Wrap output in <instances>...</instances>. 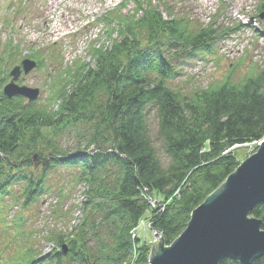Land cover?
I'll return each mask as SVG.
<instances>
[{
    "label": "trees",
    "instance_id": "trees-1",
    "mask_svg": "<svg viewBox=\"0 0 264 264\" xmlns=\"http://www.w3.org/2000/svg\"><path fill=\"white\" fill-rule=\"evenodd\" d=\"M133 1L143 9L141 0ZM260 12L264 13V4ZM164 16L151 4L144 9L142 22L148 26L151 44L145 48L127 20L114 16L107 39L92 47V62L66 68L55 86L50 84L52 94L43 104L0 96L1 196L17 181L29 185L26 203L44 194L34 174L14 173L18 166L12 157L18 155L30 132L41 135L77 121L94 126V136L84 150L76 154L56 151L52 156L53 165L80 171L81 182L89 186L84 212H90L79 228L56 239L59 247L68 244L69 253L56 251L54 258L45 257L48 264H63L66 258L77 264H131L134 245L135 264H149V246L131 236L145 213L152 212L155 229L170 246L186 229L192 212L240 166L243 158L237 148L264 139V73L247 78L240 86L227 82L212 86L192 98H182L167 85L179 75L175 59L192 58L201 51L212 53L219 39L243 24L226 33L213 25L215 20L192 30L188 22ZM34 57L44 58L37 52ZM100 91L108 99L95 109L94 97ZM150 105H155L159 115L158 135L170 158L167 168L149 134L146 109ZM92 146L94 151L87 153ZM7 167L10 170L2 180ZM150 195L165 207L154 210ZM251 216L262 221L264 230V205H258ZM7 252H12L9 243L0 251V264L3 260L46 264L34 259L27 262L21 250ZM221 264L239 263L226 258ZM252 264H264V256Z\"/></svg>",
    "mask_w": 264,
    "mask_h": 264
},
{
    "label": "rangeland",
    "instance_id": "rangeland-1",
    "mask_svg": "<svg viewBox=\"0 0 264 264\" xmlns=\"http://www.w3.org/2000/svg\"><path fill=\"white\" fill-rule=\"evenodd\" d=\"M141 1L143 9H139L133 1L126 2L125 8L120 9L118 5L121 0H0V41L5 44L12 40L14 45L19 44L20 52V55L16 54L19 62L15 64L11 61L7 64L8 69L11 70L21 62L19 57L30 55V47L45 49L44 53L47 54L48 47L54 42L58 44L64 64L72 65L79 60L92 62L89 44L94 40L101 42L104 37L101 26L93 22L105 12L111 16L117 15L119 19H126L125 23L130 24L142 47H149V29L142 18L144 9L151 4L152 9L164 12L165 19L170 15L180 22H188L192 30L211 25L215 20L213 25L220 26L226 33L239 22L243 24L241 28L230 32L228 37L219 39L212 53L201 51L195 57L173 61L176 67L174 69L179 75L169 80L167 85L181 94L182 98H192L197 92L226 82L240 86L247 78L264 73V18L260 12L264 0ZM20 9L24 10L17 12ZM115 30L114 36L117 37V27ZM55 69V65L47 61L45 68L33 72L23 81L26 86L41 90L42 103L49 95L48 72H54ZM107 99L104 91L98 92L94 97L93 107L96 109L104 105ZM146 113L151 140L163 167L167 168L170 158L158 135L157 108L150 105ZM94 133L93 123L77 121L69 122L52 132L45 131L41 135L30 132L26 136L18 155L12 157V162L18 166L14 173L23 171L34 174L36 179L41 180L44 194L39 198H31L26 203L29 196L24 195L29 185L17 181L0 200V212H5L7 225L13 224L12 229L7 232L0 224V244L10 243L8 240L12 238L9 237L20 232L10 243L11 253L22 250L27 262L34 259L46 263L45 257L53 255L54 258L55 252L61 251L56 239L67 236L89 218L90 209L84 212L85 194L89 186L81 182L80 171L57 164H52L49 168H35L32 157L40 154L52 159L56 151L76 154L79 149L84 150L88 146ZM258 147V144L247 145L237 148V151L244 161ZM27 160L31 165L27 164ZM9 170V167L5 168L2 180ZM151 198L154 210L165 207L166 204L158 197ZM140 229V237L147 240V245L162 238L161 233L155 230L151 211L143 216ZM2 231L6 233H1ZM91 246H95V242ZM63 264L77 262L66 258Z\"/></svg>",
    "mask_w": 264,
    "mask_h": 264
},
{
    "label": "water",
    "instance_id": "water-1",
    "mask_svg": "<svg viewBox=\"0 0 264 264\" xmlns=\"http://www.w3.org/2000/svg\"><path fill=\"white\" fill-rule=\"evenodd\" d=\"M24 64L27 73L36 67L31 61ZM12 75L14 81L5 89L9 97L20 94L31 101L37 99L38 90L15 86L19 69ZM33 164L46 167L50 159L42 160L36 154ZM258 205H264V139L257 151L192 212L186 229L170 246L163 237L150 244L149 264H221L226 258L252 264L264 256L262 221L251 216ZM63 251L68 253L66 244Z\"/></svg>",
    "mask_w": 264,
    "mask_h": 264
},
{
    "label": "built area",
    "instance_id": "built-area-1",
    "mask_svg": "<svg viewBox=\"0 0 264 264\" xmlns=\"http://www.w3.org/2000/svg\"><path fill=\"white\" fill-rule=\"evenodd\" d=\"M151 202H152V201L150 200V203H151ZM141 222H142V221H141ZM140 228H141V225L135 229V232L139 231Z\"/></svg>",
    "mask_w": 264,
    "mask_h": 264
}]
</instances>
